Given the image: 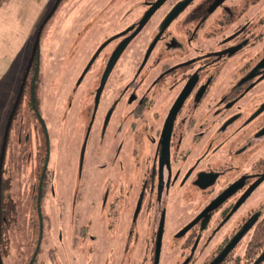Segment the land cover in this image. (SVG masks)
I'll return each instance as SVG.
<instances>
[{
  "label": "flooded vegetation",
  "instance_id": "af4514ba",
  "mask_svg": "<svg viewBox=\"0 0 264 264\" xmlns=\"http://www.w3.org/2000/svg\"><path fill=\"white\" fill-rule=\"evenodd\" d=\"M154 2L134 0L140 11L125 24V0H117L113 14L124 25L102 40L85 67L103 53L100 76L89 90L80 170L95 124H102L103 139L113 121L118 183L111 196L105 194L103 210L119 222L126 254L151 264H264V0H162L140 25ZM128 36L100 86L113 51ZM39 45L40 38L0 146V197L2 181L10 186L6 170L15 158L34 155L39 167L33 186L38 241L26 264L38 261L46 230L41 200L55 190L49 183L55 169L51 138L37 90ZM121 65L115 90L104 96ZM11 128L21 151L7 149ZM1 208L0 231L8 219ZM64 237L63 231L54 235L60 242ZM70 242L73 248V236ZM70 258L73 263V252Z\"/></svg>",
  "mask_w": 264,
  "mask_h": 264
},
{
  "label": "rangeland",
  "instance_id": "374dc122",
  "mask_svg": "<svg viewBox=\"0 0 264 264\" xmlns=\"http://www.w3.org/2000/svg\"><path fill=\"white\" fill-rule=\"evenodd\" d=\"M54 1L0 2V146L38 26ZM116 7L117 0H60L40 32L38 76L41 80L37 90L42 117L51 138V165L55 169L49 173V183L55 190H50L49 198L41 200L46 230L36 264H151L150 261L140 262L137 254H126V242L120 238L117 229L119 222L103 210L105 194L109 192L111 196L114 185L118 183L119 163L115 144L119 133L112 129L113 121L109 123L103 139L102 124H95L86 141L80 170V153L86 130L83 122L88 101L92 100V91L89 90L100 76L103 53L96 55L88 69L85 67L97 53L102 40L124 23L134 20L140 11L134 0H125V22L121 23L118 12L113 14ZM112 15H115L114 20H111ZM103 16L104 20L101 19ZM121 67H117L110 76L104 96L108 92L112 95L115 90ZM78 100L82 102L79 110ZM21 109L25 110L24 104H21ZM12 135L11 128L7 149L18 148L21 151V142L18 145ZM12 139L16 142L15 147L11 145ZM34 157L22 155L10 162L6 170L10 186L5 179L2 183L0 207L8 210V219L3 221L1 246L5 264H26L27 256L30 257L38 241L39 218L33 186L38 181L39 167L35 165ZM47 231L50 232L48 236ZM57 231H63L66 236L62 242L54 238ZM50 245H55L52 258L49 257ZM72 252L73 263L70 258ZM173 256L176 257L177 253ZM162 264L181 262L174 259Z\"/></svg>",
  "mask_w": 264,
  "mask_h": 264
},
{
  "label": "water",
  "instance_id": "95a60500",
  "mask_svg": "<svg viewBox=\"0 0 264 264\" xmlns=\"http://www.w3.org/2000/svg\"><path fill=\"white\" fill-rule=\"evenodd\" d=\"M161 1H162V0H155V2L151 4V6L148 8V10L146 11V13H145V15H144V18L141 20L140 25H141V23H143L144 20L149 16V14L153 11V9H154L158 4H160ZM57 2H58V0L55 1V3L53 4L52 8L50 9V11H49V12L47 13V15L45 16V18L40 22V24H39V26H38V29H37V34H36V38H35L34 47H35V46L38 44V42H39L40 32H41V29H42V27H43V24H44L45 20H46V19L48 18V16L51 14V12L53 11V9H54V7L56 6ZM128 38H129V36H128L124 41H122L121 44H120V45H119V46L113 51V53H112V57H111V60H110L108 66H107V68L105 69V72H104V74H103V77H102V81H101V85H100V86H102V84L104 83L105 79L107 78V75H108V73H109V71H110V69H111L113 63L115 62V60H116L117 56L119 55V53L121 52V50L123 49V47H124L125 43L127 42ZM100 88H101V87H99V89H100ZM19 93H20V91H19ZM16 102H17V100H16ZM15 104H16V103H15ZM14 107H15V106H14ZM14 107H13V109H12V111H11V114L13 113ZM8 126H9V124L7 123V125H6V129H5L4 141H5L6 136H7ZM0 264H3V263H2V260H1V257H0ZM156 264H157V261H156Z\"/></svg>",
  "mask_w": 264,
  "mask_h": 264
},
{
  "label": "trees",
  "instance_id": "16d2710c",
  "mask_svg": "<svg viewBox=\"0 0 264 264\" xmlns=\"http://www.w3.org/2000/svg\"><path fill=\"white\" fill-rule=\"evenodd\" d=\"M5 1L6 0H0V2H5ZM2 183H3V181H2ZM2 186H3V184H2ZM7 213H8V210L7 209H3L1 214H3L4 216H7L8 215ZM0 237H3V229L2 228H1V231H0ZM1 250H2V247H0V253L2 254ZM2 259H3V257H2Z\"/></svg>",
  "mask_w": 264,
  "mask_h": 264
}]
</instances>
